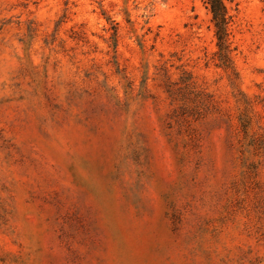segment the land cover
I'll return each instance as SVG.
<instances>
[{
	"label": "rangeland",
	"instance_id": "obj_1",
	"mask_svg": "<svg viewBox=\"0 0 264 264\" xmlns=\"http://www.w3.org/2000/svg\"><path fill=\"white\" fill-rule=\"evenodd\" d=\"M0 0V264H264V0Z\"/></svg>",
	"mask_w": 264,
	"mask_h": 264
},
{
	"label": "trees",
	"instance_id": "obj_2",
	"mask_svg": "<svg viewBox=\"0 0 264 264\" xmlns=\"http://www.w3.org/2000/svg\"><path fill=\"white\" fill-rule=\"evenodd\" d=\"M206 7L212 15V22L215 28L217 39L218 57L227 67L232 63V43L230 41V25L233 16L230 13V5L234 0H204Z\"/></svg>",
	"mask_w": 264,
	"mask_h": 264
}]
</instances>
